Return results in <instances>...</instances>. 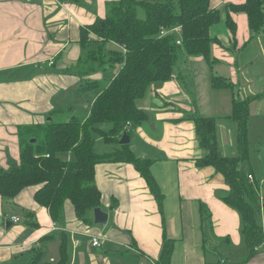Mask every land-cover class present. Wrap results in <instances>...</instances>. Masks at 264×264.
I'll return each mask as SVG.
<instances>
[{"label":"crops","instance_id":"crops-1","mask_svg":"<svg viewBox=\"0 0 264 264\" xmlns=\"http://www.w3.org/2000/svg\"><path fill=\"white\" fill-rule=\"evenodd\" d=\"M115 1L0 0V169L20 162V126L43 123L65 111L86 117L87 105L96 94L86 99L88 93L80 94V85L85 79L110 81L117 74L115 65L84 76L77 73L84 54L82 28L98 16L105 17ZM244 1L211 0V7L222 11L220 23L211 28V34L221 40L212 48L215 62L209 64L203 55L183 54L176 75L156 83L137 102L149 119L130 135V146L137 156L152 160L151 170L165 197L162 209L139 171L126 162H102L95 167L101 209L109 214L104 227L82 223L69 200L63 220L56 223L48 207L35 201L33 186L13 199L0 196V264H32L37 256V264H58L62 232L68 239L66 264H157L165 233L176 240L171 264L219 259L228 264H264V243L247 258L240 214L223 199L229 191L223 175L213 167L196 166L205 150L199 146L194 121L187 118L199 114L203 106L210 109L209 105L220 104L217 93L227 89L212 88L213 75L231 79L241 71L253 82L255 70L260 72L261 64L264 69V31L253 35L244 12L232 13L235 34L225 23L226 5ZM217 64L223 68H215ZM219 125L221 152L233 154V130H226L232 124ZM112 145L103 152L121 146L119 142ZM253 180L260 185L259 222L264 228L260 184L264 179L254 169ZM202 205L211 212L213 224L206 233ZM12 216L20 220L15 223ZM93 236L99 238L100 247L92 245Z\"/></svg>","mask_w":264,"mask_h":264},{"label":"trees","instance_id":"trees-1","mask_svg":"<svg viewBox=\"0 0 264 264\" xmlns=\"http://www.w3.org/2000/svg\"><path fill=\"white\" fill-rule=\"evenodd\" d=\"M226 25L233 34L237 25L232 13L244 12L254 35L264 31V0H245L226 5ZM222 11L211 7V0H118L111 2L105 17L82 28L80 44L84 54L78 62L77 73L88 75L105 65H119V72L110 81L85 79L79 93L96 94L87 105L86 117L71 112L64 120L52 119L43 123L19 127L20 162L9 169H0V196L15 198L28 187H36L34 199L48 207L56 223L64 218L66 200L72 202L78 219L85 225L94 224L93 210L102 206L101 192L95 183V167L102 162L132 163L148 184L159 208L164 193L152 170V160L141 158L129 145H121L112 152L98 153L96 138L108 144L118 143L122 133L133 135L149 119L148 113L137 104L156 83L172 79L183 54L203 55L209 64L216 61L214 44L221 40L211 34L213 25L220 23ZM182 28L181 34L171 31ZM162 30L170 31L161 35ZM114 44L117 49H108ZM125 49V50H124ZM212 88L230 89L232 112L216 117L194 113L187 118L194 121L199 146L205 150L196 166H210L221 173L229 186L223 197L230 207L238 210L242 235L248 255H255L264 243V228L259 222L262 212L260 185L249 179L253 176L250 162L249 121L250 105L255 97H242L237 85L228 77L213 75ZM235 124V154L225 155L220 149V122ZM104 124H110L109 129ZM36 138V141H31ZM69 154L66 159L62 155ZM202 221L207 230L213 228L211 212L201 206ZM176 240L163 236L157 264H171ZM61 261L66 264L68 239L62 232ZM247 258L245 260H247ZM39 256L32 264H37ZM206 264H228L222 259Z\"/></svg>","mask_w":264,"mask_h":264},{"label":"rangeland","instance_id":"rangeland-1","mask_svg":"<svg viewBox=\"0 0 264 264\" xmlns=\"http://www.w3.org/2000/svg\"><path fill=\"white\" fill-rule=\"evenodd\" d=\"M180 34V33H179ZM233 45V44H232ZM108 49H117V46L114 44H109ZM184 57V55H183ZM182 57V59H183ZM195 57H203L202 55H197ZM262 67L261 71L258 72L255 70V74L253 76V82H251L248 79L247 75H243L240 71V74L236 77H231V81L235 82L237 85V91L240 96L242 97H255L254 101H252L250 105L251 109V117H250V127H249V138H250V152H251V164L253 166V169L256 171V174L259 175L260 180L264 179V69L262 64L260 65ZM115 70L117 73L119 72L120 66L117 64L115 65ZM215 68L221 69L223 68L220 64L216 65ZM110 71V70H109ZM248 72L252 73L253 69L248 70ZM230 76V75H229ZM92 80V79H90ZM94 80V79H93ZM200 87V83L197 84ZM202 93L206 92V85L203 84L201 86ZM218 96H220V104L217 106H214V104L209 105L210 109H206L204 106L203 108H200L201 114H209L205 116H216V117H224L228 116V114H231L232 110V92L231 90L227 89L225 91L217 93ZM256 94V95H255ZM93 97L94 94L88 93L87 97ZM227 96L229 97V101L227 100ZM221 102L224 103V108L221 105ZM220 107V108H219ZM68 112L65 111L64 114L59 112L56 115H54L55 120H64L68 115ZM232 124V128L229 129V127L226 129L227 131L235 130V124ZM104 128L109 129L111 127L110 124H104ZM234 138V137H233ZM235 140V138H234ZM96 151L101 154V152L109 151L112 147H114L112 144L104 143V141L101 139L99 141H96ZM138 147V145H137ZM231 148V147H230ZM235 148V147H234ZM232 149V153L235 154V149ZM105 149V150H104ZM67 155L63 154L62 158L66 159ZM261 186L264 187V181L261 180Z\"/></svg>","mask_w":264,"mask_h":264},{"label":"water","instance_id":"water-1","mask_svg":"<svg viewBox=\"0 0 264 264\" xmlns=\"http://www.w3.org/2000/svg\"><path fill=\"white\" fill-rule=\"evenodd\" d=\"M49 119H51V118H49ZM31 141H36V138H32ZM130 141H131L130 134L126 130L122 133L118 142L121 145H129L131 143ZM93 214H94V222L96 224L104 227V225H106V223L108 221L109 214H107L104 210H102L101 207L95 208L93 210Z\"/></svg>","mask_w":264,"mask_h":264},{"label":"built area","instance_id":"built-area-1","mask_svg":"<svg viewBox=\"0 0 264 264\" xmlns=\"http://www.w3.org/2000/svg\"><path fill=\"white\" fill-rule=\"evenodd\" d=\"M171 31H176V32H178V33H179V32L181 33L182 28L178 27V28H175V29H173V30H171ZM168 32H170V31H168ZM168 32H167V30H162V31H161V35H166ZM124 50H125V49H124ZM249 179H250V180H253V176H252V175H249ZM12 220H13L15 223H17V222L20 220V217H19V216H12ZM91 242H92V245H93L94 247H100V246L102 245V243L100 242L99 238L96 237V236H93V237L91 238Z\"/></svg>","mask_w":264,"mask_h":264}]
</instances>
